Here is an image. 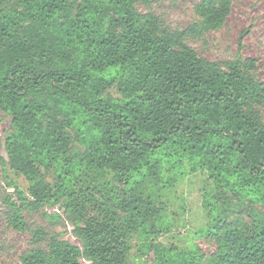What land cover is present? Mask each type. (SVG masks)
<instances>
[{
  "label": "trees",
  "instance_id": "1",
  "mask_svg": "<svg viewBox=\"0 0 264 264\" xmlns=\"http://www.w3.org/2000/svg\"><path fill=\"white\" fill-rule=\"evenodd\" d=\"M158 0H0V112L9 117L7 227L30 233L20 264H203L170 231L167 194L203 172L211 264H264V79L253 61L223 69L186 41L224 21L230 0L170 29L139 5ZM117 96H114L112 93ZM60 205L78 248L24 212Z\"/></svg>",
  "mask_w": 264,
  "mask_h": 264
},
{
  "label": "rangeland",
  "instance_id": "2",
  "mask_svg": "<svg viewBox=\"0 0 264 264\" xmlns=\"http://www.w3.org/2000/svg\"><path fill=\"white\" fill-rule=\"evenodd\" d=\"M203 0H158L149 6L139 5L142 13H154L170 29H184L197 23L200 18L196 12ZM230 9L224 21L215 29L204 32L186 41L199 57L219 64L226 69L229 64H242L253 61L254 68L248 69L254 78L264 79V0H230ZM114 96H117L114 92ZM264 122V109L262 110ZM10 127V119L0 112V195L4 191L13 195L7 185L9 179L15 188L28 198L27 182L22 176L14 175L8 167L5 151V133ZM203 172L188 176L176 184L167 194V211L164 214L170 231L157 238L158 243L188 246L195 244L204 255L203 264H211L217 244L208 237L195 233L205 223L201 194L207 187ZM29 227H43L60 235V239L80 248V242L72 236V226L60 205H47L36 212H24ZM30 233H20L7 227L0 216V264H20L21 253L28 249ZM132 250L130 264L139 260L136 255L137 239L130 241ZM151 264L152 254L142 257ZM82 264L86 261L80 260Z\"/></svg>",
  "mask_w": 264,
  "mask_h": 264
}]
</instances>
